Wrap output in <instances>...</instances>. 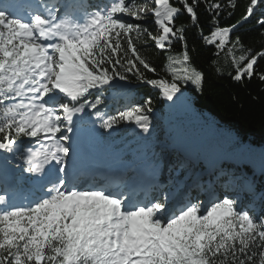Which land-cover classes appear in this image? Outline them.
Returning a JSON list of instances; mask_svg holds the SVG:
<instances>
[{"label":"snow or ice","instance_id":"6c2138e0","mask_svg":"<svg viewBox=\"0 0 264 264\" xmlns=\"http://www.w3.org/2000/svg\"><path fill=\"white\" fill-rule=\"evenodd\" d=\"M179 2L109 0L79 19L74 5L60 0L40 3L23 16L9 5L0 8V150L13 153L23 137L44 141L16 158L24 172L46 181L42 195L26 206L11 203L7 188L0 194V264H264V217L239 210L234 199L225 196L204 207L198 199L164 194L141 202L118 185L81 189L68 179L67 133L86 110H95L104 130L133 122L149 132L151 98L114 115L99 110L113 80L128 81L131 74L169 101L181 83L202 89L204 75L192 65L186 43L182 53L168 55L167 75L160 78H149L156 69L137 46L151 41L166 50L173 39L185 41L187 28L199 26L201 0ZM205 6L214 25L209 35L201 32L205 44L225 53L233 80L256 77L264 84V71L256 70L264 48L253 52L239 37L231 39L242 22L264 10V0H247L240 20L229 26L219 24L220 0H205ZM228 6L240 5L228 0ZM183 13L190 25L176 26ZM149 15L156 34L139 23ZM257 24L264 36V18Z\"/></svg>","mask_w":264,"mask_h":264},{"label":"trees","instance_id":"16d2710c","mask_svg":"<svg viewBox=\"0 0 264 264\" xmlns=\"http://www.w3.org/2000/svg\"><path fill=\"white\" fill-rule=\"evenodd\" d=\"M4 1L10 2L13 0ZM17 1L23 2L24 0ZM34 2L39 5L40 3L49 2V0H35ZM60 2L74 5L73 11L75 15L80 16L81 14L105 7L109 3V0H83L80 3H75L72 0H60ZM136 2L144 3L145 0H136ZM170 2L174 6H181L179 0H170ZM220 2L224 7L221 9L220 16L218 17L219 24L220 26H229L240 20L247 0H238L240 6L235 10L228 6V0H220ZM196 10L199 16V26H189L187 28L185 41L173 39L171 47L166 50L156 49L151 41L148 44L138 42L137 46L141 54L156 69L155 73H147L149 78H160L167 75L166 65L168 63V55L182 53L185 50V43L187 44L191 63L197 70L203 73L204 80L202 89H197L191 83H181V92L179 93L184 95L189 106L196 114L212 120L214 125H211V130L209 131H227L231 133L232 138L229 146L222 148L221 144H219V138L216 137L214 139L215 143L210 145L202 144L194 153L193 162L195 163V167H198L196 165L205 164L204 159L210 160L213 156L217 157V168L215 171L205 175L198 185L203 186L205 183L211 185L215 182L213 193H218V196L225 195L234 198L236 189L240 188L239 182L241 181V187L246 186V190L241 193L237 192L240 197L234 199L238 203V209L247 210L251 215L259 219L264 217V159H257L256 156L249 157L245 152L259 151L264 156V84L256 77H253L251 80L244 79L240 82L232 79L229 73L233 69L230 62L225 60V53L221 52L217 55L215 46L205 44L202 39L201 32L203 35H209L210 30L214 28L211 22L212 13L206 11L205 0H201ZM261 11L264 10L258 8L253 17L247 22H242L231 34L232 40L239 37L245 47L252 49L253 52L264 48V36L260 35L261 29L257 24L258 19L264 18L261 16ZM230 12L232 13L231 16H229ZM139 23L147 27L153 34H156L151 15ZM175 23L176 26L181 24L190 25L189 16L186 13L180 14ZM214 61L217 63H213ZM217 67L222 68V71L218 72L216 70ZM256 70L257 72L264 71V59L258 61ZM114 82H119L120 84L106 86V91L102 95L104 102L98 106L99 110L106 116L114 115L118 111L141 104L145 99L151 98L152 111L148 113L151 121L149 132L144 133L133 122H122L113 129L104 130L99 127V121L95 118L94 128L96 134L104 141L106 147L113 145V142L117 140H122L115 147L138 149L143 154H148L151 151L143 148L142 145L148 142L157 143L163 139H167L172 130L171 122L166 124L163 131L159 129L160 126H157V121L153 116L155 112L171 117L166 99L159 95L158 89L137 81L131 74H129L128 81L116 79L112 81V83ZM92 91L96 92L97 90ZM87 111L94 113L95 110L88 109ZM175 126L177 129V122ZM30 139L31 137H25L18 141L20 147L22 146L19 154L25 151L28 146H31L29 144ZM180 148L185 149L184 147ZM236 151L238 154L235 158L228 157V155ZM209 152H212L213 155L208 154ZM154 153L153 164L161 163L159 168L163 171L164 167L161 158L166 154V151L159 149ZM7 154L8 152L5 153V155ZM171 157L174 160L178 159L177 155ZM183 157L185 158L184 153ZM123 158L132 159L134 155L127 154ZM168 170L169 168L164 170L166 178L175 177V175L181 178L184 174L183 169L179 167H172L171 173L167 172ZM29 177V173L23 170L19 171L12 183L14 185V192H18L22 186L28 190H32ZM225 177L229 182L225 183L223 179ZM246 182L247 184H245ZM228 183L230 184L228 185ZM158 190L159 187L151 188L149 192L155 194ZM253 195H257L258 199L251 203L254 208H250L246 204V200L253 197ZM193 199L194 201L197 199L202 200L204 196H199L195 193Z\"/></svg>","mask_w":264,"mask_h":264},{"label":"rangeland","instance_id":"374dc122","mask_svg":"<svg viewBox=\"0 0 264 264\" xmlns=\"http://www.w3.org/2000/svg\"><path fill=\"white\" fill-rule=\"evenodd\" d=\"M0 3H1V0H0ZM2 7H4L3 3L0 4V8H2ZM17 14L18 13L15 12V15H17ZM166 102H167V107L170 109L171 117H166L165 115L158 114L155 112L153 113V116L155 117V120L157 121V126H160L159 129H161V128L163 129L164 125L167 124L168 122L172 123L171 124L172 130H171L170 136L167 140L164 139V140H161L157 143L156 142L144 143V145H143L144 148H147L150 151H155L157 149L163 150L164 147H167V145L170 144V142L168 140L174 139L172 137H177V134L179 135L178 147L186 148L188 146L186 149H184V151L189 155H194V153L199 149V147L202 144L210 145L212 143H215L214 139L216 137L219 138V141H220L219 144H221L222 148L229 146L231 139H232L231 133L227 132V131H216V132L215 131H213V132L209 131V130H211L210 129L211 125H214L212 120L209 118H205L202 115L196 114L194 112V110L189 106L186 98L184 97V95L182 93H177L176 96L173 98V100H171V101L166 100ZM74 119L76 120V122L78 124H83L85 121L90 120L91 118H88L87 120L83 118V120H81V118L79 116V117L74 118ZM176 122L178 123L177 129L175 126ZM174 127H175V129H174ZM207 127H208V129H207ZM79 129L80 128L77 125L76 130H79ZM81 129L83 130V132L80 134V136H82L83 133L86 132V130L84 129L83 126ZM207 130H208V132H206ZM88 135L92 136L93 134L91 131H88ZM69 137L71 140L72 137H79V135H75V136L69 135ZM23 138H25V137H23ZM31 140H36V138H31ZM70 140L68 141V144L70 146V151H71L75 142L74 141L71 142ZM19 144L20 143L18 142L17 145L15 146L16 150L19 147ZM97 147H99V144H97ZM167 148L171 151H169L167 154L163 155L162 162L166 163L168 160V162L170 164L169 166H173L174 160L171 156L174 155L175 149H171V147H167ZM131 152L132 151L130 150V152H128V153H131ZM70 153L71 152H69L68 159L70 157ZM101 153L104 154V152H102V151H101ZM132 153H134L137 156V159L135 161H137V160L142 161L145 158L150 157L151 155H155V154H151L152 152L148 153L147 155H142V152H139V151H134ZM245 153L249 157L256 156L257 159H264V156L261 153H259V151H252V152L246 151ZM208 154L213 155L212 152H209ZM237 154H238V152L236 151V152H233L230 155H228V157L235 158L237 156ZM18 156H19L18 154L15 155V153L13 152L11 155L6 157L5 152L3 150H0V177H3L6 180H8V183H11L9 181H12V179H13V177H11L10 174H12L14 171L18 170L19 167H22V161L16 158ZM110 156L116 158V157H119V154H118V152L113 151L110 153ZM177 165H180L181 167H184V166L185 167L188 166V167L187 168L184 167V174L180 179H178V178L176 179V177H174V180H172V177H169V179L167 180L168 184L166 183V180H165V183L163 184V186H161V188L163 190L162 194H161V198L163 197L164 194H171L174 197V199L178 200V198L180 196H182L183 192L186 190V185L191 181H193V182L197 181L195 176L198 173H200L203 169V168L200 169L199 167H195L192 164L186 165L185 161L184 162L180 161L178 164H174V167L175 166L177 167ZM163 178H165V177H163ZM237 178H238V176H237ZM239 183H240V188L236 189V195L234 196V198H231V197H228V198L238 199L240 197V195L238 193H241L242 191L246 190V186L241 187L242 182L240 181ZM245 184H247V182ZM168 185H169L170 189L165 190L164 187L168 186ZM3 186H4V188H6L5 184H3ZM230 188L234 189L232 187H230ZM121 190H123V188ZM123 191H125V190H123ZM211 191L212 190H209V189L206 190V193L209 194V197L206 200L217 199L218 193H213ZM125 192H127V191H125ZM201 193L203 194L204 190H202ZM187 197L189 199L192 198L190 194ZM222 198H224V197L222 196ZM257 199H258V196L253 195V197H251L250 199H247L248 201L246 200V204L249 205L250 208H254V206L251 203L255 202ZM195 202H196V200H195ZM200 202L203 203L204 207L209 206L207 201L201 200ZM16 203H20L19 205H21V204L25 203V200H18V201H16ZM237 208H239L238 205H237Z\"/></svg>","mask_w":264,"mask_h":264},{"label":"bare ground","instance_id":"6f19581e","mask_svg":"<svg viewBox=\"0 0 264 264\" xmlns=\"http://www.w3.org/2000/svg\"><path fill=\"white\" fill-rule=\"evenodd\" d=\"M83 147H85V146H87V144H85V143H83V144H81ZM144 170H145V168H144ZM146 173L148 172V171H145ZM154 172H152V173H147V175H152ZM157 179V175L155 174V175H153L152 176V179ZM69 182H70V180H69ZM82 189V188H81Z\"/></svg>","mask_w":264,"mask_h":264}]
</instances>
